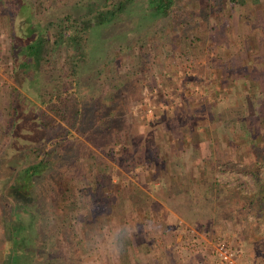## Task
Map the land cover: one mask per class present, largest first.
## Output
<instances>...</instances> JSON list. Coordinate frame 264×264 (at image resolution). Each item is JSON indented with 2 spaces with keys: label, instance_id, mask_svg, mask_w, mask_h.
<instances>
[{
  "label": "rangeland",
  "instance_id": "374dc122",
  "mask_svg": "<svg viewBox=\"0 0 264 264\" xmlns=\"http://www.w3.org/2000/svg\"><path fill=\"white\" fill-rule=\"evenodd\" d=\"M135 1L124 20L126 41L136 39L134 47H122L119 60L111 61L102 52L113 34L104 29L90 33L88 57H72L79 78L94 87L90 103L110 104L114 94L112 112L122 119L119 127L89 130L85 144L76 131L79 141L67 144L76 159L62 164L60 187L47 192L65 217L61 249L70 256L73 251L77 264H104L86 239L123 222L149 231L127 242L120 264H218L216 239L233 254L226 264H264L263 223L243 209V197L255 190L244 164L264 166V5L217 6L201 18L197 10L208 0H182V9L193 14L179 11L155 26L151 1ZM36 2L41 11L48 0ZM61 4L56 0V7ZM0 30L2 184L18 164L16 153L31 145L47 149L54 139L38 123L51 83L29 50L11 52L14 36L24 46L42 31L22 18L11 25L3 13ZM71 36L69 30L62 38L61 59L72 55ZM67 66L62 80L71 79ZM10 116L14 122L2 134ZM6 245L0 225V254Z\"/></svg>",
  "mask_w": 264,
  "mask_h": 264
},
{
  "label": "trees",
  "instance_id": "16d2710c",
  "mask_svg": "<svg viewBox=\"0 0 264 264\" xmlns=\"http://www.w3.org/2000/svg\"><path fill=\"white\" fill-rule=\"evenodd\" d=\"M61 1V6L56 7V0H48L47 5L38 11L39 4L36 0H0V13L7 16L11 25L22 18L26 21L27 27L38 25L42 31V35L36 37L32 43L26 40L24 46L22 45L25 42L22 44L21 39L14 36L11 52L24 54L25 49L29 50L37 71H43L47 77V84L51 83L49 103L38 111V123L41 128L52 132L51 137L54 139L47 149L31 145L22 154L16 153L14 160L19 157L20 161V157H23L24 161L21 163L17 161L18 164L11 171L8 181H1L3 183L0 184V225L7 245L0 254V264H77L73 251L71 252L73 255L70 256L61 249L60 220L65 217L62 208V211H55L51 206L53 204H49L51 197L47 192L52 191L54 186L60 187V183L57 182L61 166L74 159V156L69 155L67 144L79 141L77 132L85 135L93 129L94 133L99 132L100 129L96 127L102 125L105 128L121 125L122 118L119 113L112 112L114 94L110 97V104L98 106L97 103H90L88 96H91L90 89L94 87L92 84L90 86L91 81L87 84L79 78L77 69L79 62L77 65L73 63L72 57L83 59L84 56L88 57L90 33L104 29L108 30L109 35L113 34L111 44L102 52H107L111 61L119 60L117 53L123 49L122 47H134L136 39L131 45L126 41L124 20L134 13L132 6L136 1ZM150 1L155 26L158 21H167L175 17L179 11L184 12L185 16L193 14V11L182 9V0ZM230 4L258 6L264 5V0H208V4L197 12L202 18L207 11L218 10L220 7L217 6ZM39 14L45 16L46 21L37 19ZM69 30L72 31L73 52L72 55L63 56L61 59L58 54L61 53L62 38ZM64 64L68 65L67 76L71 79L62 80L64 75L60 72ZM74 88L76 92H72ZM115 89L118 90L116 87ZM71 95L74 98L72 103ZM108 98L109 96L105 97V101ZM37 101L42 102L39 97ZM83 102H86L85 106ZM13 122L10 116L1 133L6 134ZM83 125H87L85 130ZM85 138L86 141L80 142L87 143L88 135ZM23 163L25 165L21 167ZM244 166L243 170L251 173L255 190L243 197L245 198L243 209L246 213H251L259 223H263L264 232V166L261 167L256 161ZM116 214H111V217H115ZM116 217L118 218V215ZM47 225H51L53 230L47 229L43 232Z\"/></svg>",
  "mask_w": 264,
  "mask_h": 264
},
{
  "label": "clouds",
  "instance_id": "9594fccd",
  "mask_svg": "<svg viewBox=\"0 0 264 264\" xmlns=\"http://www.w3.org/2000/svg\"><path fill=\"white\" fill-rule=\"evenodd\" d=\"M144 231L149 229L118 222L115 225L101 227L86 239V244L88 250L95 253L97 258L103 257L104 264H120L127 252V242Z\"/></svg>",
  "mask_w": 264,
  "mask_h": 264
},
{
  "label": "built area",
  "instance_id": "2783aa9c",
  "mask_svg": "<svg viewBox=\"0 0 264 264\" xmlns=\"http://www.w3.org/2000/svg\"><path fill=\"white\" fill-rule=\"evenodd\" d=\"M2 38H3V33L0 30V49L2 47ZM212 253L213 256L216 257L218 264L231 263L232 261L231 259V256L233 255L232 252L227 248L226 245H224V243L220 239H216L214 241Z\"/></svg>",
  "mask_w": 264,
  "mask_h": 264
}]
</instances>
